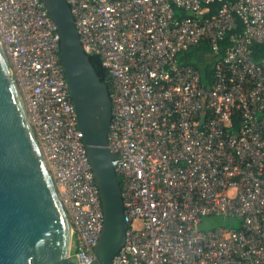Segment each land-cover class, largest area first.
Instances as JSON below:
<instances>
[{
  "label": "built area",
  "instance_id": "built-area-1",
  "mask_svg": "<svg viewBox=\"0 0 264 264\" xmlns=\"http://www.w3.org/2000/svg\"><path fill=\"white\" fill-rule=\"evenodd\" d=\"M222 1L66 0L110 86L107 149L126 224L111 264H264V0L207 16ZM0 44L70 223L71 254L91 264L102 204L42 0H0ZM199 45L215 59L208 89L178 62ZM211 216L239 225L199 231Z\"/></svg>",
  "mask_w": 264,
  "mask_h": 264
},
{
  "label": "water",
  "instance_id": "water-1",
  "mask_svg": "<svg viewBox=\"0 0 264 264\" xmlns=\"http://www.w3.org/2000/svg\"><path fill=\"white\" fill-rule=\"evenodd\" d=\"M59 35V56L103 210L91 264H111L124 245L120 186L107 149L108 88L83 52L66 0H42ZM71 226L0 44V264H79Z\"/></svg>",
  "mask_w": 264,
  "mask_h": 264
},
{
  "label": "trees",
  "instance_id": "trees-1",
  "mask_svg": "<svg viewBox=\"0 0 264 264\" xmlns=\"http://www.w3.org/2000/svg\"><path fill=\"white\" fill-rule=\"evenodd\" d=\"M235 0H223L220 3H214L209 6V13L207 16H211L222 5L234 2ZM178 15V13H177ZM253 58L258 61L263 54V47L261 45H252ZM214 57L210 55V49L205 45H199L198 47L189 49L178 56V62L184 65L194 66L200 71L201 83L208 89L212 83V64L214 63ZM89 61L95 70L97 76L102 82L107 84L108 92H110L109 83L106 81V72L100 66L99 59L96 56H89ZM240 119L238 111L236 110L231 118V130L236 131L239 127Z\"/></svg>",
  "mask_w": 264,
  "mask_h": 264
},
{
  "label": "rangeland",
  "instance_id": "rangeland-1",
  "mask_svg": "<svg viewBox=\"0 0 264 264\" xmlns=\"http://www.w3.org/2000/svg\"><path fill=\"white\" fill-rule=\"evenodd\" d=\"M239 225V220L223 216L204 217L198 230L202 232L212 231L218 228L235 229Z\"/></svg>",
  "mask_w": 264,
  "mask_h": 264
}]
</instances>
